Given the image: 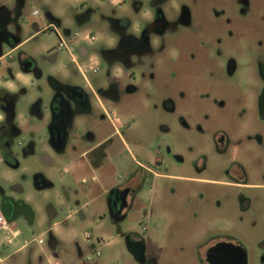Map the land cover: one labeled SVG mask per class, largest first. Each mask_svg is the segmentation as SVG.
I'll use <instances>...</instances> for the list:
<instances>
[{"label": "rangeland", "instance_id": "rangeland-1", "mask_svg": "<svg viewBox=\"0 0 264 264\" xmlns=\"http://www.w3.org/2000/svg\"><path fill=\"white\" fill-rule=\"evenodd\" d=\"M98 2L28 0L20 21L21 41L28 39L13 54V68L19 70V56L22 54L43 71V77L34 76V84L25 87L29 94L42 93L46 97L50 92L49 75L87 90L88 83L96 87L114 81V75H107L101 51L116 44V35L99 13L105 17L125 15L134 23L140 19L129 4L116 8L113 15L106 1L101 5ZM190 6L194 11V6ZM88 8L96 12L82 18ZM34 11H39V15L34 16ZM201 13L210 23L212 15L209 10L202 8ZM49 15L60 23L50 24ZM201 23L207 26L206 20ZM36 27L43 30L37 32ZM66 30L70 35H66ZM57 33L62 35L66 44L60 50ZM226 33L221 36L224 42L229 38ZM209 41L198 38L189 46L194 62L187 65L184 64L188 52L185 50L179 55L158 54L161 65L157 64L155 69L147 66L143 76L137 73L135 80L130 78L128 70L124 71L117 80L118 98L105 102V105L111 115L120 118V129L129 149L115 136L107 167L84 169L80 166L83 160L79 158L83 148H67L65 153L57 155L48 144H42L35 154L27 157H24L23 146L17 147V168L0 163V188L23 202L30 215L11 221L10 226L16 235L0 227V252L3 257L9 256L4 264H139L127 248L126 236L130 234L141 236L146 258H154L160 264H191L193 257L203 253L211 232L233 236L250 256H255V248L264 238V148L250 149L248 143L222 154L213 142V129L219 121L214 116L218 107L209 109L215 127L209 121H202L201 117L203 104L208 102L203 95L211 87L216 91L223 88L233 95V81L254 78L255 59L252 60L251 53L256 55L260 47H234L228 53L223 44L220 45L223 57H218L213 49H206ZM81 45L89 51L86 58L78 52ZM67 46L73 50H68ZM54 54V61L44 59ZM228 56L238 64L233 80L223 72L224 60ZM73 57L84 75L73 67ZM249 60L250 64L245 66ZM95 61H99L100 71L89 69L94 67ZM3 63L7 64L6 61ZM129 85L135 86L136 90L128 92ZM184 97L188 99L184 100ZM169 99L176 107L174 112L164 107L165 100ZM102 114L93 103L91 117L76 118L74 134L79 138V130H86L89 123H95L98 136L111 134L113 129ZM43 154L53 160L52 165L44 161ZM176 155L181 161L175 159ZM157 158L163 160L168 173L179 177L158 178L147 173V181L139 194L141 200L135 201L123 220L115 222L105 189L121 184L131 172L138 170L136 162L155 169ZM204 161L205 168L199 174L197 165L202 167ZM235 162L244 168L243 172L238 169L236 173L245 183L241 188L225 185L231 179L225 175L224 168ZM37 173L46 175L52 186L38 188L34 181ZM93 176L96 180H92ZM181 177L202 180L196 182ZM83 178L88 182L82 184ZM145 209H148L146 215ZM194 215L197 218H193ZM49 231H53L57 239L55 250L49 246ZM9 239L11 242L7 243ZM39 239L44 243L40 244ZM94 249L99 250V256L92 254Z\"/></svg>", "mask_w": 264, "mask_h": 264}, {"label": "flooded vegetation", "instance_id": "flooded-vegetation-1", "mask_svg": "<svg viewBox=\"0 0 264 264\" xmlns=\"http://www.w3.org/2000/svg\"><path fill=\"white\" fill-rule=\"evenodd\" d=\"M104 1L113 15L116 14V8H124L129 4L130 9L140 19L134 23L125 15L105 17L99 13L101 18L109 22L112 33L116 35V44L101 51L106 61L107 75H114V81L106 86L96 87L88 83L87 90L49 75L47 81L50 92L44 97L42 93L29 94L28 89L25 88L29 87L27 84H34V76L43 77V71L32 59H25L26 57L20 54L19 70L14 71L13 68V54L28 39L21 41L20 26L28 0H0V163L4 162L12 168H17L19 166L15 151L17 147L23 146L24 157H27L35 154L36 150L43 147L42 144H48L57 155L65 153L67 148H83L79 158L83 160L80 166L84 169L100 170L107 167L109 149L113 145L115 136L129 149L120 129V118L111 115L105 105V102L118 98L117 80H120L125 70L130 72V78L133 80L137 78V73L143 76L144 68L147 66L155 69L157 64L161 65L162 61L157 56L165 52L169 55H179L186 50L188 52L184 64L194 62L191 60L194 54L189 46L196 43L198 38L210 40L209 45L205 47L210 51L213 49L212 52L218 57H223L224 51L220 47L223 44L228 53L234 47L242 49L260 47L256 55L251 53L252 60L253 57L255 59L254 78H247L243 82L233 81L235 90L233 95L228 94L223 88H218L216 91L211 87L207 90L203 97H206L208 102L203 104L204 112L201 120L209 121L213 124L212 127H215L216 122L212 119L209 109L218 107L214 116H217L219 121L213 129V142L222 154L230 148L239 149L248 143L251 145L250 149L264 148V0H99V5ZM190 4L194 6V11ZM202 8L211 13L210 23H207L208 17L202 16ZM95 12V9L88 8L83 12L82 18ZM33 15H39V11H34ZM48 18L50 24L60 23L51 15ZM205 20L206 27L201 23ZM36 29L37 32L43 30L38 27ZM221 30L222 33L227 31L229 38L226 42L221 37L222 33L220 35ZM65 33L70 35L69 30ZM90 38L95 39L94 36ZM202 44L206 43L202 42ZM67 49L73 50L68 46ZM78 52L82 58L89 55L85 45L79 46ZM44 59L54 61L56 54ZM5 61L7 64L3 63ZM73 63V67L84 75L75 57ZM248 64L250 60L244 65ZM89 69L100 71L99 61H95L94 67L90 66ZM237 69L236 60L232 56L225 57L223 72L226 77L233 80ZM135 90L136 87L133 85L127 88L128 92ZM184 98V100L188 99ZM93 103L102 110V118L109 122L113 132L98 136L97 128H94L95 123H89L86 130H79L78 138L74 134L75 120L80 116L91 117ZM164 107L171 112L176 109L170 99L165 100ZM198 128L202 130L200 126ZM72 141L77 146H74ZM167 153L171 154L170 149H167ZM43 158L47 164H53V160L48 155L43 154ZM175 159L181 161L178 155ZM136 163L138 170L131 172L121 184L110 185L105 189L107 195L112 189L118 190L116 198L123 199L122 210L117 216L112 217L115 222L123 220L135 201L141 200L139 194L147 181V173L158 178L179 177L168 173V167L159 158L155 161V169ZM204 168L205 161L202 167L197 165V172L200 174ZM238 169L241 172L244 170L242 164L238 162L224 168L225 175L231 179L225 182V185L239 188L245 186L241 176L236 174ZM181 178L196 182L202 180L197 177ZM92 180H96V176H93ZM34 181L38 188L52 186L43 173H37ZM87 182L86 178L81 180L82 184ZM2 201L7 208H10V219L28 218L27 206L18 201L12 193L0 188V202ZM48 210L52 214V211ZM144 212L145 215L148 214V209ZM193 218H197V215ZM49 232V246L55 250L57 239L53 231ZM126 237L145 246L141 236L135 237L130 234ZM208 238L203 253L193 257L191 264H264V238L257 244L255 256H250L242 243L233 236L211 232ZM139 264L160 263L154 258L148 259L145 256L144 261Z\"/></svg>", "mask_w": 264, "mask_h": 264}, {"label": "water", "instance_id": "water-1", "mask_svg": "<svg viewBox=\"0 0 264 264\" xmlns=\"http://www.w3.org/2000/svg\"><path fill=\"white\" fill-rule=\"evenodd\" d=\"M117 191L118 190L112 189L107 195L108 207L112 217L117 216L123 207V199L116 198ZM0 208L1 212L7 217V219L9 221H12V219H10V208H7L5 206L4 201H2ZM126 243L127 248L129 252L133 255L134 259L137 262L142 263L145 259V246L141 242H134L129 240L128 238L126 239Z\"/></svg>", "mask_w": 264, "mask_h": 264}, {"label": "built area", "instance_id": "built-area-1", "mask_svg": "<svg viewBox=\"0 0 264 264\" xmlns=\"http://www.w3.org/2000/svg\"><path fill=\"white\" fill-rule=\"evenodd\" d=\"M57 36H58V38H59L58 48L64 47V46H65V42H64V40H63V38H62V35L59 34V33H57ZM10 223H11V221H9V220L7 219V217H6V216L1 212V210H0V227H1V228H4V229H9L11 233L13 232V235H16L17 232H14L13 228L10 226ZM87 237H89V235H87ZM10 242H11V240L9 239V240L7 241V243H10ZM38 242H39L40 244H42V243H43V240H42V239H39ZM92 254H93V255H96V256H99V255H100V252H99V250L94 249L93 252H92ZM8 257H9V256H7V257H3V256H2V252H0V264H4L5 260H6ZM90 259H91V256L88 257V260H90ZM53 264H58V263H57V262H54Z\"/></svg>", "mask_w": 264, "mask_h": 264}]
</instances>
